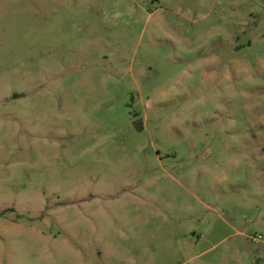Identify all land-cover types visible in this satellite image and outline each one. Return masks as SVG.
Listing matches in <instances>:
<instances>
[{
  "label": "rangeland",
  "instance_id": "rangeland-1",
  "mask_svg": "<svg viewBox=\"0 0 264 264\" xmlns=\"http://www.w3.org/2000/svg\"><path fill=\"white\" fill-rule=\"evenodd\" d=\"M0 264H264V0H0Z\"/></svg>",
  "mask_w": 264,
  "mask_h": 264
}]
</instances>
